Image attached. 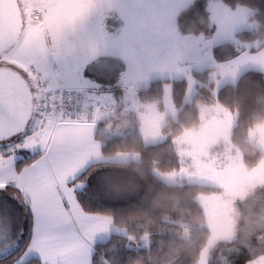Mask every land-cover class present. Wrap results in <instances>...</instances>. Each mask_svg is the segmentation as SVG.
<instances>
[{"label": "rangeland", "instance_id": "1", "mask_svg": "<svg viewBox=\"0 0 264 264\" xmlns=\"http://www.w3.org/2000/svg\"><path fill=\"white\" fill-rule=\"evenodd\" d=\"M191 1L97 0L91 10L93 24L92 21L88 23V10H85L72 20L54 25H44L41 24L42 20L32 19L33 5L26 1L19 40L0 53V66H5V59L20 57L25 65H34L44 75L53 73L56 79L68 86L67 78L75 73L74 69L80 67L85 57L82 54L78 56L77 52L91 42H97L95 46L102 48L105 45L108 51L106 55L97 56L100 59L95 66L101 77L110 84L113 79L109 76L118 68V64H124L122 80L126 82L123 83L126 92L138 86L144 87L150 80L162 79L161 109L155 100L141 103L143 113L134 109L141 122L143 142L162 141L165 134L160 127L165 123L166 116L172 120L177 118V109L172 101L175 80L185 79L181 100L182 103H188L198 93L194 71L205 70L204 85L212 95H216L224 84L235 83L245 70L264 71V45L248 49L257 46L264 38L244 42L235 35L237 31L256 27L252 9L244 5L229 6L221 0H206L209 20L214 26L212 34L206 37L201 32H184L178 27V13ZM25 37L30 38L31 47L23 44ZM226 41L242 44L244 48L232 57L216 62L211 48ZM50 61L58 66L50 70ZM43 62L46 65L44 70L41 66ZM91 66L88 70L95 69ZM195 107L196 122L183 127L171 139L179 155L181 168L166 172L163 178L168 183L183 179L215 185L221 189V193L201 194L198 197L209 229V242L201 256L203 260L212 242L232 238L235 210L250 213L264 210V160L252 169L243 167L240 152L230 140L235 112L215 101H195ZM247 139L264 148V122L250 130ZM245 193L251 195L247 200H242ZM258 237L259 231L249 228L247 236L237 233L234 239L257 256L264 254V239ZM199 264L204 263L201 261Z\"/></svg>", "mask_w": 264, "mask_h": 264}, {"label": "trees", "instance_id": "2", "mask_svg": "<svg viewBox=\"0 0 264 264\" xmlns=\"http://www.w3.org/2000/svg\"><path fill=\"white\" fill-rule=\"evenodd\" d=\"M221 1L229 6L244 5L252 9L257 25L253 29L235 32L240 41L264 38V0ZM177 24L181 31L201 32L206 37L210 36L214 26L209 20L207 1L192 0L178 13ZM262 45L264 40L248 49L253 50ZM243 48L242 44L226 41L213 45L211 51L214 60L221 62ZM194 77L198 81V93L188 103H182L181 100L185 79L174 81L172 101L177 109V118L172 120L166 116L161 127L165 134L162 141L144 143L136 118H132L131 128L126 133L108 137L96 135L104 154L133 151L135 155L124 164L111 162L121 170L113 169L122 171L116 173V177L108 172L100 173V179L92 176L89 179L92 182L91 189L84 190L86 194L79 197V203L88 211L111 214L114 223L123 227L132 238L128 240L127 236H112L106 242L97 244L91 264H136L137 261L140 264H199L201 261L204 264H246L254 256V252H250L237 239L231 238L212 242L210 250L205 251L208 255L202 260L203 250L209 242V229L198 197L201 194L221 193V189L215 185L183 179L168 183L163 175L181 168L179 155L172 146L171 139L183 127L194 124L198 119L195 101H215L235 112L230 140L240 152L244 168L252 169L264 160V148L247 139L248 132L264 122V71L245 70L235 83L221 86L216 95L210 94V89L204 85L205 70L194 71ZM161 86L162 79L150 80L146 86L138 89V98L143 102L155 100L161 109ZM106 176H109L106 180L112 183L120 181L132 184L135 187L134 193L126 195L123 192L121 195L118 193L122 191H117L113 195L112 188L101 190L98 182ZM121 177L123 179L118 180ZM29 235L30 228L23 235L19 249L0 257V264L8 263L20 253L28 243ZM25 264H39V260L31 258Z\"/></svg>", "mask_w": 264, "mask_h": 264}, {"label": "snow or ice", "instance_id": "3", "mask_svg": "<svg viewBox=\"0 0 264 264\" xmlns=\"http://www.w3.org/2000/svg\"><path fill=\"white\" fill-rule=\"evenodd\" d=\"M0 27L9 26L0 21ZM29 40L25 37L23 44L31 47ZM3 63L7 68L0 70V190L13 188L12 203L26 207L33 221L30 244L14 264H25L33 254L39 257V264H74L70 253L91 219L82 215L79 197L86 194L85 189H91L92 182L68 187L84 166L71 176L67 174L76 149L42 118L28 82L32 65H25L20 57H10ZM32 157L36 158L21 167ZM9 230L10 225L0 221V236ZM18 249L17 243L5 251Z\"/></svg>", "mask_w": 264, "mask_h": 264}, {"label": "crops", "instance_id": "4", "mask_svg": "<svg viewBox=\"0 0 264 264\" xmlns=\"http://www.w3.org/2000/svg\"><path fill=\"white\" fill-rule=\"evenodd\" d=\"M17 1L21 9L22 16L23 8L26 7L25 3L26 1H28L29 4L31 3L33 5L32 13L38 11L42 14V17L38 20H42L41 24L44 25H54L59 22L68 21L69 19L72 20L73 18L78 17V15L83 13L85 10H88V23H91L92 21L93 24L91 10L94 9L93 6L97 2V0ZM95 44L98 45L97 42L88 43L86 47L77 52L78 56L82 54L85 55V57L81 60V64L79 65L80 67L74 69L75 73H73L70 78H67L69 83H67L66 85L69 84L68 87H77L84 91L88 90V92H94V90L91 91L93 88H99L96 94H88L86 96V100L91 101L95 99L100 104L106 106V111L97 114L96 123H89L84 121L56 122L54 120V111L50 113L48 119H46L45 121L52 130L61 135L62 140H67L76 149L75 154L67 165V174L71 176L72 172H74L77 168H80L82 165L84 166L81 173L78 174L74 180L70 181V183L68 184L69 188H71L73 184H83L92 176L96 179H100L98 175L102 172H108L111 173V175L114 174L113 176L116 177L117 175L115 174L122 173V171H116L115 169L119 168H117L114 164H111V162L124 164L134 158L135 153L133 151H119L112 155L104 154L101 150V142L96 135L108 137L126 133L131 128L132 118H136L138 131L141 140L143 141L141 133V122L136 114V111L139 112V110L141 111V113H143V107H141V103L143 101L140 100L137 95L138 89L142 88L143 86L135 87L129 92L125 91L123 83L126 82L125 80H122L124 74L122 68L124 64H118V68L116 70L119 71L117 72L116 70H114L113 74L109 76L113 79L111 84L109 83V81L103 79L98 72L97 66L95 65L97 64L98 58L100 59V57L97 56L106 55L108 49L105 45L102 48L101 46H95ZM90 65H92V68H95V71L88 70V67H90ZM41 66L44 70V66L46 67L45 62L41 63ZM57 66V63H53L52 61H50V70L51 68L53 69ZM35 68L41 73L46 86H65V83H61L60 80L56 79L55 74L50 73V75H44L43 71H41L37 67ZM30 81L32 82V85L34 87L33 78H31ZM105 85L113 86V88H100L104 87ZM129 95L131 96L129 97ZM113 99L116 102H114ZM163 125L164 123H162L161 127ZM28 155H31V153H29ZM35 158L36 157H33L25 164H30ZM21 167H23V165H21ZM122 167L123 166H121V168ZM107 177L109 176L102 177L104 179H102L101 182H98L99 186L102 187L101 190H104L106 188H109L110 190L112 188L114 192L113 195L117 191H122L118 193L121 195L123 194V192L126 193V195H131L134 193L133 191L135 187L132 184H128L126 182L120 183V181L112 183L106 180ZM122 179L123 177L118 180ZM0 192H3V196H0V221L10 225V230L5 233L4 236H0V257L9 254L5 251L9 247V245L17 243L20 244L26 230L30 228L29 240L24 249L12 260L6 263L14 264L16 258L19 257L30 244V238L33 231V221L31 213L29 210H27L26 207L19 206L18 203H12V194L14 192L13 188L0 190ZM104 194L105 193H103V195ZM17 195L19 198V194ZM108 195H110V193ZM79 207L82 209V215L90 217L91 219L87 222L86 228L81 232V238L79 239L76 247L72 250V253H70L71 259L73 260L74 264H91L93 253L97 251V244L106 242L112 236H127L129 238V235L126 233L125 229L114 223L111 214L88 211L84 209L80 203ZM31 258H37L39 260V257L33 254L32 256L26 258L25 262Z\"/></svg>", "mask_w": 264, "mask_h": 264}, {"label": "built area", "instance_id": "5", "mask_svg": "<svg viewBox=\"0 0 264 264\" xmlns=\"http://www.w3.org/2000/svg\"><path fill=\"white\" fill-rule=\"evenodd\" d=\"M39 13L33 14L34 18L39 17ZM32 76L37 80V103L42 112V118L46 119L52 110H56V120L94 122L96 114L103 111V107L97 102H86L84 94L76 88L55 87L47 89L41 79L40 74L32 68Z\"/></svg>", "mask_w": 264, "mask_h": 264}, {"label": "water", "instance_id": "6", "mask_svg": "<svg viewBox=\"0 0 264 264\" xmlns=\"http://www.w3.org/2000/svg\"><path fill=\"white\" fill-rule=\"evenodd\" d=\"M0 21L9 27H0V53L18 42L17 37L22 31V12L17 0H0ZM7 66H0L6 70ZM264 260V254L257 257L256 264ZM251 262L250 264H254Z\"/></svg>", "mask_w": 264, "mask_h": 264}, {"label": "clouds", "instance_id": "7", "mask_svg": "<svg viewBox=\"0 0 264 264\" xmlns=\"http://www.w3.org/2000/svg\"><path fill=\"white\" fill-rule=\"evenodd\" d=\"M251 193H245L241 199L247 200ZM251 207V205H249ZM241 221L243 223L241 224ZM259 231V239H264V210L259 213H250L241 210H235L233 218V231L232 238H235L237 233H241L244 236L248 235V229ZM136 264H140L139 261Z\"/></svg>", "mask_w": 264, "mask_h": 264}, {"label": "flooded vegetation", "instance_id": "8", "mask_svg": "<svg viewBox=\"0 0 264 264\" xmlns=\"http://www.w3.org/2000/svg\"><path fill=\"white\" fill-rule=\"evenodd\" d=\"M254 264H256V263L254 262ZM260 264H264V260H262V262Z\"/></svg>", "mask_w": 264, "mask_h": 264}]
</instances>
